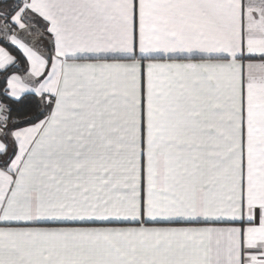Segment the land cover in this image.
Wrapping results in <instances>:
<instances>
[{
  "label": "snow or ice",
  "instance_id": "6c2138e0",
  "mask_svg": "<svg viewBox=\"0 0 264 264\" xmlns=\"http://www.w3.org/2000/svg\"><path fill=\"white\" fill-rule=\"evenodd\" d=\"M0 264H264V0H0Z\"/></svg>",
  "mask_w": 264,
  "mask_h": 264
}]
</instances>
